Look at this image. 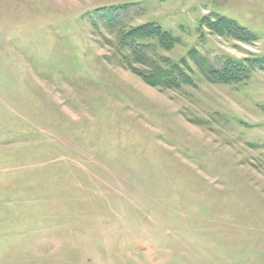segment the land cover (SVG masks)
Wrapping results in <instances>:
<instances>
[{
    "label": "rangeland",
    "instance_id": "rangeland-1",
    "mask_svg": "<svg viewBox=\"0 0 264 264\" xmlns=\"http://www.w3.org/2000/svg\"><path fill=\"white\" fill-rule=\"evenodd\" d=\"M125 2L157 60L264 56V0H0V264H264V70L150 85L88 16Z\"/></svg>",
    "mask_w": 264,
    "mask_h": 264
},
{
    "label": "trees",
    "instance_id": "trees-1",
    "mask_svg": "<svg viewBox=\"0 0 264 264\" xmlns=\"http://www.w3.org/2000/svg\"><path fill=\"white\" fill-rule=\"evenodd\" d=\"M133 4L125 2L103 5L89 11L88 16L95 26L98 20L114 29L120 25L116 39L117 53L128 66L133 61L145 64L146 69L143 71L132 65L129 67L138 72L148 84L163 88H180L183 85L195 84L194 72L188 66V58L198 64L207 80L228 85L246 81L255 70H264V56L260 55H251L239 60L224 58L222 63L219 61L218 65H215L204 56L197 54L195 49H190L187 57H182L178 61L163 56L157 60L155 54L139 50L140 46H144L142 41L155 39L160 47L168 49L174 46L178 39L155 21H146L126 30L123 29V24L120 22L121 14L129 12ZM199 23L201 30L206 26L211 32L219 35L231 36L240 40L254 39V36L235 20L220 14L201 16Z\"/></svg>",
    "mask_w": 264,
    "mask_h": 264
}]
</instances>
